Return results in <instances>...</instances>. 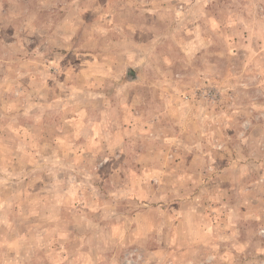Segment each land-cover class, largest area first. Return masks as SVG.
<instances>
[{
    "label": "rangeland",
    "instance_id": "1",
    "mask_svg": "<svg viewBox=\"0 0 264 264\" xmlns=\"http://www.w3.org/2000/svg\"><path fill=\"white\" fill-rule=\"evenodd\" d=\"M0 264H264V0H0Z\"/></svg>",
    "mask_w": 264,
    "mask_h": 264
}]
</instances>
